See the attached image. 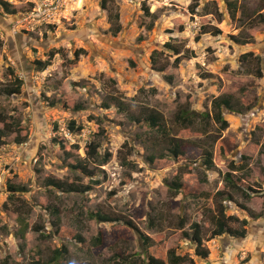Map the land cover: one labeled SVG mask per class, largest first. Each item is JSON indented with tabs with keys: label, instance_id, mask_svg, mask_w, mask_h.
<instances>
[{
	"label": "rangeland",
	"instance_id": "rangeland-1",
	"mask_svg": "<svg viewBox=\"0 0 264 264\" xmlns=\"http://www.w3.org/2000/svg\"><path fill=\"white\" fill-rule=\"evenodd\" d=\"M38 1L24 0L15 15L0 9V90L13 79L10 66L24 81L18 95L0 91V112L28 136L22 144L17 133L0 141V264H47L62 247L67 264H146L148 253L167 260L171 249L193 260L184 264H264V76L257 72L262 68L264 75V0H85L83 9L57 25L26 24L15 31ZM230 2L237 3L235 15ZM116 13L122 31L114 36L110 14ZM203 25L222 34L199 35ZM167 43L182 51L178 68ZM79 49L85 53L74 65ZM53 50L61 51L41 71L35 60H47ZM154 51L167 67L163 72L152 63ZM217 97L231 98L236 108L222 109L226 130L213 118ZM183 109L188 123L177 117ZM205 113L210 116L202 120ZM151 115L158 126L151 125ZM71 120L84 129L71 133ZM55 137L80 147L73 150L77 160L93 142L100 155L112 158L99 168L91 163L95 177L83 176L71 169L74 159L65 158ZM175 143L179 157L170 151ZM231 165L243 169L233 172ZM227 172L244 189L259 192L250 199L232 191L233 201L218 197L229 192ZM47 178L92 189L65 193L46 186ZM11 185L26 191H11ZM220 202L228 215L248 219L244 238L210 239ZM98 211L132 220L149 245L124 223L90 216ZM193 224L201 227L207 258L183 233L191 234ZM231 226L244 229L241 222Z\"/></svg>",
	"mask_w": 264,
	"mask_h": 264
},
{
	"label": "trees",
	"instance_id": "trees-1",
	"mask_svg": "<svg viewBox=\"0 0 264 264\" xmlns=\"http://www.w3.org/2000/svg\"><path fill=\"white\" fill-rule=\"evenodd\" d=\"M229 6H230V8H232V12H233L232 15H235L237 13V9H238L237 3L230 2ZM197 7H198L197 2H193L190 5L189 8L191 9L190 11L192 14L196 13ZM0 9H2V11L8 15H15L18 13V9L16 7H13L12 5H10L7 2H4L3 0H0ZM145 11L148 15H152V13H150L148 7L146 8ZM120 18H121V15L119 13H116L114 16H112V14H110V20L111 21L115 20L114 21L115 26L111 27L114 36L118 35L122 31V25L120 23ZM199 33H201L199 35L211 34L213 36H219L222 34V30L217 28V27L203 25V26H201ZM234 39H238V38H234ZM238 42H241L243 44L247 43V42L242 41V40L241 41L239 40ZM166 48H168L169 50L170 49L173 50L174 54L178 55V57H176L175 61H174V65H176V67L178 68V64L181 62L182 56H183V55H181L182 51L179 48L172 46L171 44L169 45L168 43L166 44ZM60 51L61 50H56V51L53 50L50 52L47 60H45V61L35 60L34 64L41 71H45L48 68V66H50L52 60L54 59V57L56 55V53H59ZM84 53H85L84 49H79V50L75 51L74 59H72L70 63L75 65ZM157 53H158L157 51H154L152 53V55H151L152 63L160 72H163L166 70L167 67L164 65H159V62L156 58ZM252 54L253 53H246L244 56H250ZM7 71L9 72V74L11 76H13V79L10 81L9 85L4 87L3 90H0V91H2L3 93H6V95H9V96L20 94L22 91L23 84H24L23 79L15 74V70L11 66L8 67ZM257 72H258V77L262 78L264 76L263 72H262V68L261 69L259 68ZM167 79L172 84H178L179 83L176 80H173L172 76H168ZM68 83H71V85H73V86L77 85L72 80H69ZM50 105L55 106L56 104L52 101V102H50ZM105 106L109 107V104H106ZM212 108L214 109V112H215L213 115L214 121L221 125L222 130H226L229 127V122L227 120H225L222 109L226 108V109L231 110V111L235 110L236 108L233 105L232 99L229 97L214 98L212 101ZM237 111L239 112V110H237ZM209 116L210 115L207 113L199 115V117L202 120L209 118ZM177 117L183 123L189 122V119H188L189 116L187 114V110L183 109L182 111H180ZM8 119H10V120H8ZM148 119H149L151 125L158 126L159 118L156 115H151ZM0 122L3 123V129H0V141L1 142L3 141V143H4V140H3L4 135H7V134L9 135L12 133H17V137H16L17 143L22 144V143H25L27 141L28 136H20L22 130H24V129H22V127L19 126V123L15 119H13L12 117L7 118L6 116H4L0 112ZM55 126H56V129H58V126L57 125H55ZM68 129L71 133H76V132H81L84 129V127L82 125H79L76 120H71L68 123ZM52 141H53V143L59 145L61 150L64 152V156L66 159H74V162H72L70 164L71 169L74 172H81L82 175L86 176V177L93 178L97 175L96 168H91V166H90L92 162H94L96 165H98L97 168H99V167L105 165L106 163H108V161L112 158L111 153H106L104 156L100 155L98 152L99 144L93 142L88 146L86 156L77 160L74 158L75 153L73 152V150H79L80 149V147L77 144L69 145L67 140L61 139L58 137L53 138ZM170 151L175 157H179L182 153L181 145L178 143H175L170 148ZM205 157H206L205 161L207 162L208 166H211L213 164L212 153L211 152L206 153ZM242 159L245 160L247 158L242 156ZM231 169L233 172H236L239 169H243V168L240 166L231 165ZM224 181H225L227 188L229 189V192L222 190V191H219L217 193V196L220 198L226 197V200H229V201L234 200L233 195L231 194V191L240 193L243 196V198H245V199H250L252 193L257 194L259 192L257 190H253V188H250L249 190L244 189L242 187V185L238 184V182L235 179V176L232 172H227L225 174ZM94 182L99 184V180H95ZM177 185L178 184H175V186H177ZM46 186L52 187L54 189H57L61 192H65V193H79V194H85L92 189L90 185H84V184L80 183L79 181L69 182V181L61 180V179H57V178H47L46 179ZM9 188L11 191H15V192L16 191H26V188H20V187L12 186V185L9 186ZM241 207L245 210H248V207L244 206L243 204H241ZM227 208L228 207H226L224 202L219 203V205L217 207L218 211L212 217V221H213L215 227L212 230V234H211L210 239L222 237L226 234L233 236V238H244L246 236V233H247L246 226L249 223L248 219L244 218V219L240 220V218H238L237 216L228 215L227 214ZM52 212L54 214L58 215L59 209L54 208V209H52ZM90 216L92 218L98 219L99 221L124 223L126 226H128L132 229H135L139 234H141L139 228L135 225V223L128 218L111 216V215L105 214L101 211H98L96 213L91 212ZM252 217L256 219V218H259L261 216L253 214ZM232 222H241V224L244 225V229H241V230L234 229L231 226ZM21 224L23 227L24 226L27 227V225L25 224L24 221H21ZM54 225H59V222L57 221L56 223H54ZM57 230H58V226H57ZM22 231L24 233L25 228ZM191 232H192L191 234H189L187 232H183V233H184L185 237H187L193 243L196 244L197 255L202 257V258H207L210 255V251L207 248H205L203 245L205 240H204L200 225L199 224H193L191 226ZM141 236L144 239V245H149V242H150L149 238L143 236V234H141ZM78 239L82 240V238H78ZM97 242H98V244H100V242H101L100 237L97 238ZM150 253H148V255H147V260L145 261L146 264H184L185 262H188V261L193 262V260H190V259L188 260V258L186 256H182L180 254H177V252L174 249L169 250L167 260L153 255L152 252H150ZM67 254H68L67 247L58 248V249L54 250L52 258H50V260L47 262V264H67V263H64V261L62 260L64 257H66Z\"/></svg>",
	"mask_w": 264,
	"mask_h": 264
},
{
	"label": "built area",
	"instance_id": "built-area-1",
	"mask_svg": "<svg viewBox=\"0 0 264 264\" xmlns=\"http://www.w3.org/2000/svg\"><path fill=\"white\" fill-rule=\"evenodd\" d=\"M13 6L24 4V0H3ZM81 0H40L35 4L32 10L26 15L21 16L16 27L19 25H30L34 29L44 25H57L60 22L70 18L81 9L79 2ZM84 3V0H82ZM27 26V25H26ZM1 161V160H0Z\"/></svg>",
	"mask_w": 264,
	"mask_h": 264
},
{
	"label": "clouds",
	"instance_id": "clouds-1",
	"mask_svg": "<svg viewBox=\"0 0 264 264\" xmlns=\"http://www.w3.org/2000/svg\"><path fill=\"white\" fill-rule=\"evenodd\" d=\"M39 1H40V0H39ZM39 1H38V2H39ZM38 2H37V3H38ZM82 4H83V5H82V6H83L82 9H83V8H84V5H85V0H84V3H82ZM10 5H11V4H10ZM12 6H13V5H12ZM79 6H80V4H79ZM13 7H16V6H13ZM78 11H79V10H78ZM55 25H56V24H55ZM52 26H54V25H52ZM20 78H21V77H20Z\"/></svg>",
	"mask_w": 264,
	"mask_h": 264
},
{
	"label": "bare ground",
	"instance_id": "bare-ground-1",
	"mask_svg": "<svg viewBox=\"0 0 264 264\" xmlns=\"http://www.w3.org/2000/svg\"><path fill=\"white\" fill-rule=\"evenodd\" d=\"M82 2H83L82 0L79 2L80 6H81Z\"/></svg>",
	"mask_w": 264,
	"mask_h": 264
},
{
	"label": "crops",
	"instance_id": "crops-1",
	"mask_svg": "<svg viewBox=\"0 0 264 264\" xmlns=\"http://www.w3.org/2000/svg\"><path fill=\"white\" fill-rule=\"evenodd\" d=\"M178 57V56H177Z\"/></svg>",
	"mask_w": 264,
	"mask_h": 264
}]
</instances>
